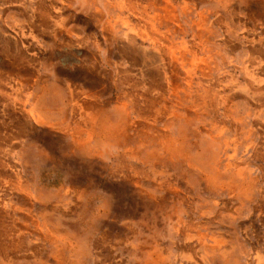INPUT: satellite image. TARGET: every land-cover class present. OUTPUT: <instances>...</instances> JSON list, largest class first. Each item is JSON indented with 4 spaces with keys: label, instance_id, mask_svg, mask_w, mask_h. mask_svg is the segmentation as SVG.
<instances>
[{
    "label": "rangeland",
    "instance_id": "rangeland-1",
    "mask_svg": "<svg viewBox=\"0 0 264 264\" xmlns=\"http://www.w3.org/2000/svg\"><path fill=\"white\" fill-rule=\"evenodd\" d=\"M0 264H264V0H0Z\"/></svg>",
    "mask_w": 264,
    "mask_h": 264
}]
</instances>
